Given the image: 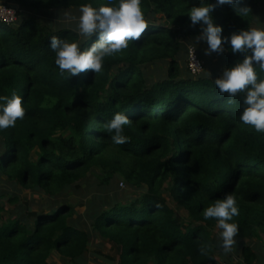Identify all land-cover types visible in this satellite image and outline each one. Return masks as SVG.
<instances>
[{"label":"trees","instance_id":"trees-1","mask_svg":"<svg viewBox=\"0 0 264 264\" xmlns=\"http://www.w3.org/2000/svg\"><path fill=\"white\" fill-rule=\"evenodd\" d=\"M214 2L141 0L149 26L139 40L105 57L100 72L68 78L55 64L51 37L82 49L96 37L45 23L39 13L84 4L118 6L119 0H0L22 13L19 21L0 22V98L15 93L25 108L22 120L0 130V174L48 198L36 210L0 204V264H54L53 253L64 264L82 260L89 231L74 223V205L58 197L78 188L96 168L103 174L99 185L120 173L142 192L135 199L103 202L93 214L92 228L116 248L118 264H213L211 231L217 221L206 220L203 212L225 194L237 201L239 215L230 221L239 227L237 237L264 238V133L239 119L245 93L229 102L214 81L190 74L187 66L183 75L176 63L181 38L200 33L188 12ZM261 5L264 0H240L212 15L223 34L231 35L252 29ZM220 57L223 69L243 58L230 45ZM162 60L168 61L166 74L152 79L143 68ZM255 70L264 80V71ZM117 113L130 118L122 145L107 131ZM166 193L186 210L189 222L169 205ZM242 254L248 264L258 258L247 246Z\"/></svg>","mask_w":264,"mask_h":264},{"label":"clouds","instance_id":"clouds-1","mask_svg":"<svg viewBox=\"0 0 264 264\" xmlns=\"http://www.w3.org/2000/svg\"><path fill=\"white\" fill-rule=\"evenodd\" d=\"M238 3L240 0H215L205 6L192 7L188 17L192 27L200 25L196 39L207 44L205 55L223 54L225 45H230L233 55L242 54V59L222 70L215 79V86L221 95L227 94L229 102L238 94L245 93L239 119L256 132L264 133V80L258 79L255 70V66H258L260 71H264V29L252 28L224 35L223 27L214 21L212 15L217 7ZM140 5L141 0H119L118 6H112L111 3L99 7L81 5L78 33L86 38L95 36L96 39L87 49H82L77 42L51 37L49 46L55 53V64L61 74L66 72L68 78H72L82 73H98L102 70L105 57L127 49L130 41H138L149 26ZM69 16L66 12L65 17ZM0 101V130L14 127L16 121L22 120L25 115L22 98L14 93L10 98H0ZM129 123L130 118L125 113L115 114L107 123V131L115 133L112 136L114 144L128 142L123 132L124 126ZM237 215V201L232 194H225L203 212L206 220L214 218L217 221V227L221 230V247L225 252L230 251L236 243L239 227L230 221Z\"/></svg>","mask_w":264,"mask_h":264},{"label":"rangeland","instance_id":"rangeland-1","mask_svg":"<svg viewBox=\"0 0 264 264\" xmlns=\"http://www.w3.org/2000/svg\"><path fill=\"white\" fill-rule=\"evenodd\" d=\"M12 6L17 11L16 18L17 21H19L22 17L21 10L18 9V6L16 5ZM26 12L27 14H31L29 11ZM66 12L70 14L68 18L65 17ZM79 15L78 8L63 10L55 9L50 12L39 13L38 18H41L40 20L45 23H52L54 25L60 24L61 26L73 27L78 30L77 24ZM72 17H75L76 19H72ZM157 17L160 18V16ZM158 21L162 22L163 20L160 19ZM252 28L264 29V5H261L257 9ZM196 38H181L180 42L182 48L176 57V63L180 67L182 74L188 75L186 71L185 47L193 46L198 53L203 66L202 72L199 76L207 77L215 82V79L219 77L223 70L220 54L213 53L211 55H205L204 49L207 47V44L202 41L197 42ZM167 67L168 61L162 60L155 65H146L143 69L152 79L157 80L166 74ZM102 175L100 169L96 168L93 173L79 184L78 188H68L63 197H58L61 200L68 201V203L74 205V214L72 216L74 223L87 228L90 234V243L87 254L79 262L70 264H118L116 248H114L110 242L102 239L99 234L93 230V214L103 202L135 199L142 192L141 190H135L120 173H114L109 184L101 186L99 185V176ZM32 194L31 191L10 183L3 174H0V204L4 205L6 210L13 209L14 207L17 209H26L28 207L32 210L43 208L47 202V196L43 193ZM12 196L17 197V201L14 204L7 201V199ZM165 197L168 200L169 205L177 212L181 219L185 223L189 222L186 210L174 203L167 193L165 194ZM25 200H27V202ZM7 217H9V213L5 211L4 218ZM220 231L221 230L218 227H215L211 231L216 246L215 260L213 264H248L242 254L244 246L249 247L254 254L258 255V258L250 264H264L263 235L260 234L259 237L252 240L236 237V243L232 246L231 250L225 252L221 247L222 241L220 239ZM50 261L54 262V264H64L59 260L56 253H53Z\"/></svg>","mask_w":264,"mask_h":264},{"label":"built area","instance_id":"built-area-1","mask_svg":"<svg viewBox=\"0 0 264 264\" xmlns=\"http://www.w3.org/2000/svg\"><path fill=\"white\" fill-rule=\"evenodd\" d=\"M16 12L12 5L0 4V22L13 23L17 17ZM186 66L188 72L194 76L202 72V62L193 46H188L186 49Z\"/></svg>","mask_w":264,"mask_h":264}]
</instances>
